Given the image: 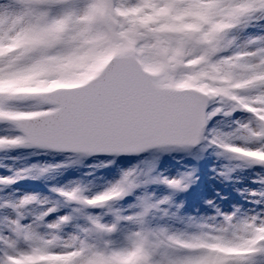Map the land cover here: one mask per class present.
Segmentation results:
<instances>
[{
	"label": "snow or ice",
	"instance_id": "snow-or-ice-1",
	"mask_svg": "<svg viewBox=\"0 0 264 264\" xmlns=\"http://www.w3.org/2000/svg\"><path fill=\"white\" fill-rule=\"evenodd\" d=\"M258 10L264 0H0V123L21 133L0 137V147L138 153L195 144L225 108L252 114L257 128L242 127L264 138V49L222 54L227 32ZM222 146L264 162V147ZM61 194L89 206L121 196L116 187L92 199ZM225 219L187 238L141 229L120 243L109 238L116 225L98 219L67 240L14 222V235L0 236V264H255L264 257V219Z\"/></svg>",
	"mask_w": 264,
	"mask_h": 264
},
{
	"label": "rangeland",
	"instance_id": "rangeland-1",
	"mask_svg": "<svg viewBox=\"0 0 264 264\" xmlns=\"http://www.w3.org/2000/svg\"><path fill=\"white\" fill-rule=\"evenodd\" d=\"M225 39L231 44L223 55L264 49V10L243 18ZM227 112L225 108L207 121L194 150L162 146L118 156L51 151L30 144L0 147V181H10L0 182V236L14 235L18 222L46 238L56 235L67 240L83 237L92 219H98L116 225L109 238L120 243L141 229L187 238L225 226L226 217L232 224L264 219V162L222 146L262 148L264 138L253 137L242 127L257 128L252 114ZM17 135L11 125L0 123V137ZM129 171L136 186L106 203L89 206L61 194L77 187L87 198L103 194ZM166 181H180L181 187ZM26 198L30 202L22 204ZM62 217L69 219L58 228L49 227ZM255 264H264V257Z\"/></svg>",
	"mask_w": 264,
	"mask_h": 264
},
{
	"label": "clouds",
	"instance_id": "clouds-1",
	"mask_svg": "<svg viewBox=\"0 0 264 264\" xmlns=\"http://www.w3.org/2000/svg\"><path fill=\"white\" fill-rule=\"evenodd\" d=\"M240 2L243 3V0H240ZM135 186H136V184L134 182L133 172H131V171L125 172L122 175V177L120 178V180L117 181V183L115 185H113V187H116L119 190L121 195L124 194L126 191L130 190L131 188L135 187ZM172 187H174V188L181 187L180 181H177V186H172ZM184 187H187V185H184ZM69 192H74L75 196L81 200L87 198L84 195L83 190L79 187L74 188L73 190H71ZM147 231L152 232L154 235H159L162 232V231H151V230H147Z\"/></svg>",
	"mask_w": 264,
	"mask_h": 264
},
{
	"label": "water",
	"instance_id": "water-1",
	"mask_svg": "<svg viewBox=\"0 0 264 264\" xmlns=\"http://www.w3.org/2000/svg\"><path fill=\"white\" fill-rule=\"evenodd\" d=\"M192 145V144H191ZM65 150V149H64Z\"/></svg>",
	"mask_w": 264,
	"mask_h": 264
}]
</instances>
